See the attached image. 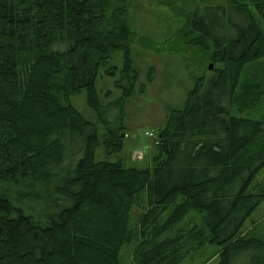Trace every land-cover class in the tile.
<instances>
[{"label": "trees", "instance_id": "16d2710c", "mask_svg": "<svg viewBox=\"0 0 264 264\" xmlns=\"http://www.w3.org/2000/svg\"><path fill=\"white\" fill-rule=\"evenodd\" d=\"M199 2L185 35L223 67L170 111L153 167L136 169L96 162L98 129L72 103L86 91L106 126L107 154L122 150L113 128L120 116L110 118L120 107L101 106L96 81L124 51L118 85L126 95L133 89L126 8L115 0H0V264H122L132 244L134 264H179L189 242L193 254L220 247L218 264H264V241L240 236L264 199L248 193L264 167V121H240L241 131L228 120L244 67L264 57V32L246 3ZM251 3L264 22V0ZM143 193L148 210L130 225ZM192 210L200 218L181 229Z\"/></svg>", "mask_w": 264, "mask_h": 264}, {"label": "rangeland", "instance_id": "374dc122", "mask_svg": "<svg viewBox=\"0 0 264 264\" xmlns=\"http://www.w3.org/2000/svg\"><path fill=\"white\" fill-rule=\"evenodd\" d=\"M250 6L252 13L264 32V22L259 19L251 0H238ZM127 10V22L134 32L130 42V56L137 69V79L133 89L126 95L118 85L124 66V51L114 53L110 65L100 68L96 81V93L101 106L116 105L120 111L111 113V120H120L117 129L123 148L118 153L107 154L103 140L107 136L106 126L88 103V94L82 91L73 96L72 103L85 119L96 125L100 144L95 149L97 163L121 160L128 168L146 169L153 167V157L157 153L159 132L166 125L170 111L183 108L188 93L200 78H209L223 66L213 61L210 49L192 44L191 37L185 35L188 15L198 6L199 0H115ZM212 66V68H210ZM116 67L115 76L107 75L108 69ZM234 95L228 120L239 122L264 121V57L252 61L244 67ZM246 90V91H245ZM253 96V101L249 96ZM257 95V97H256ZM153 133L154 137H149ZM249 194H264V167L256 174ZM137 198L130 210V225H140L144 212L148 210L147 195ZM200 218L192 210L183 220L181 229L189 227ZM140 227V226H139ZM241 237H256L264 241V199L246 220ZM188 254L179 264H218L220 247L207 245L193 254L189 242ZM135 245L122 250V264H134ZM191 249V250H190ZM192 251V252H191ZM248 263V262H247ZM246 264V263H244Z\"/></svg>", "mask_w": 264, "mask_h": 264}, {"label": "built area", "instance_id": "2783aa9c", "mask_svg": "<svg viewBox=\"0 0 264 264\" xmlns=\"http://www.w3.org/2000/svg\"><path fill=\"white\" fill-rule=\"evenodd\" d=\"M148 136L153 138L154 134L153 133H148Z\"/></svg>", "mask_w": 264, "mask_h": 264}, {"label": "water", "instance_id": "95a60500", "mask_svg": "<svg viewBox=\"0 0 264 264\" xmlns=\"http://www.w3.org/2000/svg\"><path fill=\"white\" fill-rule=\"evenodd\" d=\"M210 68H212V66H210Z\"/></svg>", "mask_w": 264, "mask_h": 264}]
</instances>
